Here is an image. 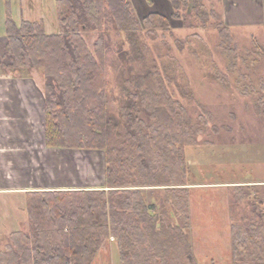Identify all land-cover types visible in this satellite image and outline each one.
Returning a JSON list of instances; mask_svg holds the SVG:
<instances>
[{
  "label": "trees",
  "instance_id": "trees-1",
  "mask_svg": "<svg viewBox=\"0 0 264 264\" xmlns=\"http://www.w3.org/2000/svg\"><path fill=\"white\" fill-rule=\"evenodd\" d=\"M169 2L174 19H183V10L188 8L203 23L209 19L204 0ZM7 4L6 33L0 36V71H43L47 146L103 150L105 188L27 192L26 209L34 226L33 236L15 232L18 248L12 246L0 254V264H92L103 241L113 234L119 239L122 264H195L184 232L189 223L186 202L175 194L176 188L168 192L175 194L174 205L185 221L175 225L166 222L156 204L145 202L142 189L133 188L150 185L144 180V152L151 149L155 139L163 138L170 146L168 152L175 154L170 174L185 172L180 144L191 143L193 138L188 135L183 140L174 132L180 121L178 102L168 91L155 61L140 76L125 79V101L118 113L111 111L106 93L108 61L111 63L114 52L109 33L121 32L129 44V50H120L118 57L140 61L148 51L140 39L142 30L156 39L158 30H171V18L152 11L140 19L130 0H56L59 31L49 33L44 21L23 19L17 24L10 16L9 0ZM218 28L231 43L228 26ZM84 30L96 32L93 48ZM153 119L155 136H145L142 128ZM175 177L168 178L167 185L185 184L183 179L173 183ZM253 201L258 211L245 223V231L254 242L264 234V200L255 195ZM232 232L236 234V264L248 254L249 244L242 238L240 227L233 225Z\"/></svg>",
  "mask_w": 264,
  "mask_h": 264
},
{
  "label": "rangeland",
  "instance_id": "rangeland-1",
  "mask_svg": "<svg viewBox=\"0 0 264 264\" xmlns=\"http://www.w3.org/2000/svg\"><path fill=\"white\" fill-rule=\"evenodd\" d=\"M7 1L0 0V35L6 33ZM9 1L10 16L17 24L23 19L44 21L47 32L59 31L56 0ZM130 2L140 19L158 11L171 18L172 28L158 30L156 39L142 30L140 39L148 51L140 61L118 57L120 50H129V44L121 32L109 33L114 49L111 63L108 61L106 86L111 111L118 113L117 109L125 101L122 92L125 79L140 76L145 67L155 61L168 91L178 102L180 121L174 132L183 140L188 135L193 138L191 143L180 144L186 169L179 175L170 174L169 166L175 161V154L168 152L167 142L163 138L152 140L151 149L144 152L147 166L143 171L145 184L150 185L133 188L142 189L145 202L156 204L158 213L174 225L185 221L174 205V196L177 193L180 199L184 198L189 218L184 232L195 264H235L233 225L240 227L242 238L244 236L249 244L248 254L244 260L242 255V261L236 264H264V234L260 233L253 242L249 231H245V223L258 211L253 198L258 195L264 200V114L261 113L264 109V27L227 24L222 0H204L209 14L206 23L192 8L183 10V19L172 18L168 0ZM224 25L229 28L231 43L225 41L219 31L218 26ZM83 34L93 48L96 32L84 30ZM140 51L143 53L144 49ZM6 72L31 75L38 84H45L42 70ZM148 125L143 126V134L155 136V120ZM63 160L72 166L71 173L67 174L70 184L88 185L78 189L105 188V179L101 185L102 176L105 178L103 150H67L63 152ZM173 176H176L173 183L183 179L185 184L167 185ZM170 188H176L175 194L168 192ZM6 202L0 200V218L6 219V213L9 224L0 227V254L15 246V232L31 236L34 233L25 200L22 203L21 198L16 197L7 207ZM15 204L19 209L16 212L10 206ZM173 208L175 216H172ZM92 264H122L117 235L103 241Z\"/></svg>",
  "mask_w": 264,
  "mask_h": 264
},
{
  "label": "crops",
  "instance_id": "crops-1",
  "mask_svg": "<svg viewBox=\"0 0 264 264\" xmlns=\"http://www.w3.org/2000/svg\"><path fill=\"white\" fill-rule=\"evenodd\" d=\"M222 6L227 24L264 27V0H222ZM67 150L84 149L46 144L43 85L31 75L0 71V200L9 202L19 197L26 203V193L30 191L88 186L70 184L67 174L72 166L63 160ZM101 182L103 186L104 176ZM10 206L15 212L19 210L16 204ZM4 216L6 219L0 218V227L9 225L7 214Z\"/></svg>",
  "mask_w": 264,
  "mask_h": 264
}]
</instances>
